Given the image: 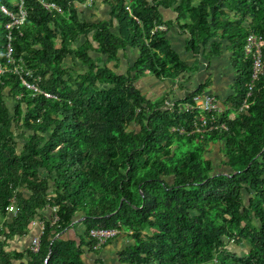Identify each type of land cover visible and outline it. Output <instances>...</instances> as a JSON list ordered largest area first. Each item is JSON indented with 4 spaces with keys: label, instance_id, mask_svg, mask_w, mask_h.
<instances>
[{
    "label": "trees",
    "instance_id": "obj_1",
    "mask_svg": "<svg viewBox=\"0 0 264 264\" xmlns=\"http://www.w3.org/2000/svg\"><path fill=\"white\" fill-rule=\"evenodd\" d=\"M56 1L61 10L25 0L27 17L12 39L13 55L52 95L33 94L15 69L0 73L1 264H86L85 248L98 249L89 234L97 226L129 233L132 241L117 251L124 262L264 264V71L240 106L253 65L244 42L251 30L264 39V0H108L106 19L82 17L86 0ZM3 2L17 8L14 0H0L1 62ZM171 5L186 17L179 24L193 52L208 43L203 55L210 59L222 51L221 39L230 42L240 73L237 92L220 110L179 107L194 104L207 82L169 107L136 83L148 71L164 79L199 67L166 37L172 19L162 7ZM127 46L138 53L133 67L121 71L119 50ZM69 53L87 66L66 76ZM5 94L14 98L12 111ZM216 141L226 171L215 170L207 153ZM13 199L17 210L9 211ZM48 205L55 207L52 218L42 212ZM36 215L43 219L38 249L6 248L7 238L28 233ZM77 219L83 232L64 236ZM225 237L250 246L230 251Z\"/></svg>",
    "mask_w": 264,
    "mask_h": 264
},
{
    "label": "crops",
    "instance_id": "obj_2",
    "mask_svg": "<svg viewBox=\"0 0 264 264\" xmlns=\"http://www.w3.org/2000/svg\"><path fill=\"white\" fill-rule=\"evenodd\" d=\"M87 4V3H85ZM85 8V7H84ZM163 15L166 19H172V22L167 26L166 37L170 40L173 47L179 52L180 56L188 62H193L194 59L199 61V67L196 72L192 74H181L176 77L180 81L181 78H185V81H181L176 89L175 93H180V89L184 87L182 92H188L197 87L201 82H207L206 87L203 91L211 92L219 101L222 108H224L228 102V99L237 92V78L239 76L240 70L234 62L233 51L229 40L226 38L221 39L222 51L218 54H214L210 59L203 55L207 50L209 44H206V48L200 46L197 52H193L191 49L187 48L185 45L188 32L186 29L180 27L179 20L184 21L186 17H178V12L171 5L169 8L162 7ZM93 18H99L95 16ZM100 19V18H99ZM117 20L113 25L116 29ZM126 50L134 51L136 57L138 50L136 47L127 46L121 48L119 52L122 56L126 54ZM182 50V52H181ZM120 55V54H119ZM119 58V57H118ZM118 61V60H117ZM134 61V60H133ZM119 62V61H118ZM134 63V62H133ZM180 95L173 94V97H179ZM80 227H84L83 223L75 221L73 225L68 226L64 229L63 235L67 237H75L77 232H79ZM126 232H120L116 236L111 237L106 240V242L98 248L96 251L91 248H85L82 252V257L86 264H133L131 262H124L119 259L117 251L126 247L131 241L132 237L129 235H123Z\"/></svg>",
    "mask_w": 264,
    "mask_h": 264
},
{
    "label": "rangeland",
    "instance_id": "obj_3",
    "mask_svg": "<svg viewBox=\"0 0 264 264\" xmlns=\"http://www.w3.org/2000/svg\"><path fill=\"white\" fill-rule=\"evenodd\" d=\"M87 3V4H85ZM85 7V8H84ZM80 14L82 17L85 18H93L95 16H99L100 19H106L110 15V3L108 0H86L81 6L80 9ZM74 44V43H72ZM182 52V50H181ZM119 70L125 71L129 68L133 67V60L135 56L134 51L126 50V54L124 56L121 55L119 52ZM185 58V56H183ZM195 60V59H194ZM193 60V61H194ZM199 62L198 60H196ZM114 61L111 60V63ZM63 65H65L66 68V76H69L70 74H77L80 71H83L86 68V64L80 61L77 56L74 53H69L67 54L64 59H63ZM192 72H196L195 70H190L185 73V74H192ZM180 76V75H179ZM186 76V75H185ZM178 77V76H177ZM185 81V78H181L180 81L176 79V77H170V78H164L161 79L160 77H157L153 72L148 71L145 74L141 75L137 80L136 83L138 86H140L142 93H144L146 96L151 97V98H162L164 100H169V99H177L179 97H183L186 93L182 92L184 87H182L180 90V93L178 94L175 93L176 89H178L180 82ZM189 92V91H188ZM173 94L180 95L179 97H173ZM5 98L8 104V107L10 111L13 109V104H14V98L8 94H5ZM185 103H179V107H183ZM233 115V113H231ZM131 127L139 128V125L136 123H130ZM20 130V129H19ZM19 147L22 146V142L24 141V138H19ZM221 141H216V142H210L208 144V154L213 158L214 161V169L215 170H223L226 171L228 170L226 166L221 164V159L223 158L224 154L221 150ZM26 193L29 192V189H27L25 186L21 187ZM245 195H248V192L245 190ZM55 207L53 205H48L45 209L42 210V212L45 213L46 217H51L54 215V209ZM42 224H43V219L36 215L29 223L28 225V233L23 234V235H14L10 238L6 239L5 247L8 249H18V248H25L30 247L32 238L35 236H39L42 230ZM79 232H83L84 227H80L79 225ZM129 236V233H124L123 235ZM226 241V248L229 249L230 251H235L237 253H246L250 246V242L246 239H243L240 242L235 241L234 239L230 237H225ZM27 260V257H25ZM0 264H1V259H0ZM203 264H213L211 261L203 263Z\"/></svg>",
    "mask_w": 264,
    "mask_h": 264
},
{
    "label": "built area",
    "instance_id": "obj_4",
    "mask_svg": "<svg viewBox=\"0 0 264 264\" xmlns=\"http://www.w3.org/2000/svg\"><path fill=\"white\" fill-rule=\"evenodd\" d=\"M25 0H14V4L17 6L11 7L7 3H1V8L4 12L8 14V19L5 21L4 26L6 28L5 36L6 39L4 41V54H5V62L0 61V73L4 72L8 68H12L17 70L19 73L22 74L23 81L22 83L26 88L31 90L33 94L43 92L46 95H52V93L48 90L39 87L38 83L36 82V77L33 79L30 77L32 75V70L30 67L24 64V61H21L20 58L15 57L13 55V32L14 28H20L21 23L25 21L27 17V7L24 3ZM49 9H60L61 7L56 0H39ZM127 7L130 8V5L127 4ZM166 25L160 24V27L165 28ZM263 37L258 34L257 32L251 30L248 32L244 42V51L245 54L249 55L252 61V70L250 74V78L248 80V90L243 98L241 103V107L243 105H247V95L252 92L254 85L257 83L261 73L264 71V58H263ZM174 102V99H167L165 100L166 105L169 107ZM199 106L202 109L206 110H220L222 109L221 104L217 100V98L211 92H198L194 95V104L185 102L183 107L181 108H190L193 106ZM199 119H201V123L207 124V117L203 114L199 115ZM210 126H215L216 124L211 122L209 123ZM198 128H200L198 126ZM7 208L9 211H16L17 206L15 203V199H13L8 205ZM120 231L119 228L115 226H97V227H90L89 234L92 237V247L99 248L101 247L106 240L110 237L116 236ZM39 246V236H35L32 238L30 247L33 250H37ZM203 264V263H199Z\"/></svg>",
    "mask_w": 264,
    "mask_h": 264
},
{
    "label": "water",
    "instance_id": "obj_5",
    "mask_svg": "<svg viewBox=\"0 0 264 264\" xmlns=\"http://www.w3.org/2000/svg\"><path fill=\"white\" fill-rule=\"evenodd\" d=\"M58 233H56V235H57Z\"/></svg>",
    "mask_w": 264,
    "mask_h": 264
}]
</instances>
